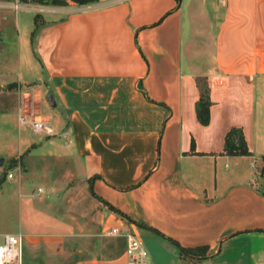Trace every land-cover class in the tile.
<instances>
[{
	"label": "crops",
	"instance_id": "1",
	"mask_svg": "<svg viewBox=\"0 0 264 264\" xmlns=\"http://www.w3.org/2000/svg\"><path fill=\"white\" fill-rule=\"evenodd\" d=\"M0 3L38 11L33 23L0 14V31L11 18L18 35L10 67L20 88L0 108L20 131L5 156L14 167L0 168V222L10 212L15 222L0 223V243L21 236L22 264H128L126 238L108 233L117 227L142 239L147 264H264V0ZM23 115L52 131L37 144L21 132ZM233 127L251 154L224 151Z\"/></svg>",
	"mask_w": 264,
	"mask_h": 264
},
{
	"label": "rangeland",
	"instance_id": "2",
	"mask_svg": "<svg viewBox=\"0 0 264 264\" xmlns=\"http://www.w3.org/2000/svg\"><path fill=\"white\" fill-rule=\"evenodd\" d=\"M68 1V4H71L73 1L71 0H66ZM60 2L63 1H58L57 3L54 2L53 0H49L47 3H44V5H62L60 4ZM43 4V3H40ZM4 10V11H3ZM7 12H12V14H17L18 16H20L22 23L23 20H32V23L35 19L36 16V11L33 10H27L24 9L23 5L19 4V8H13V9H8V8H0V14L2 16L6 15ZM44 13V12H43ZM45 14V13H44ZM5 17V16H4ZM6 18V17H5ZM9 19V18H8ZM13 22V19L10 18V20H8L6 23L7 27L5 32H3V30L0 31V108H4V110L7 111V107H10V105H13L15 103H17L18 99H19V94H20V88H19V84L17 81V76L15 75V73L18 71V69H13L11 68V64L16 61L18 54L16 53V51H14L15 49V45L14 41H18L17 39V33L15 32L13 25L9 22ZM37 20L38 23H41L43 20L42 18H40V16H37ZM10 25V26H9ZM22 29H23V33H24V24H22ZM25 52V50H24ZM34 62V61H33ZM31 63H29L28 61H23V63H21L20 65V70L21 72L24 74V78L27 81H35V77L37 75L35 70H32L31 68ZM3 84V85H1ZM44 112H46L45 110H43ZM15 119V120H14ZM24 135H31L32 137L36 138L37 144L40 143V140L38 139L40 136H42L44 133H36L35 131H33L32 126L30 124H26L22 131ZM16 134V136H15ZM20 135V131H19V126L17 123V117L14 118L13 116H6V118H3V115L0 114V159L3 158L4 159V163L3 165H0L1 170L3 171L4 169H9L14 167V163L16 162L15 159L13 158H9V157H5L8 155L7 151L8 150V145L9 142L13 141V136H15V139H18L16 137H19ZM34 152L38 153V154H44L47 151V146L46 145H42V146H37L34 145L33 147ZM47 162L42 161L39 162L36 169L37 170H43L45 167L44 165H46ZM54 170H55V166H51ZM46 171L50 172V169H46ZM11 180V179H9ZM2 179L0 177V185L2 183ZM11 182H13V179L11 180ZM37 186L42 184L46 187H49V182H48V178H45L44 176L37 178L36 180ZM11 183H6L7 186H9ZM75 186L77 185V182L74 181ZM69 189V188H68ZM66 189L64 190H59L56 191L55 197L58 198L59 200H65L66 199V194L65 192L68 190ZM74 189V188H73ZM74 195H76V193H74ZM85 200L86 203V207L87 210L86 212H88V210L92 211V209H89L91 206V201L87 198V197H82ZM1 228H5V229H13L14 225V219L12 216V213H9V217L6 218V222L3 224V222L1 221ZM203 253V251L201 249L199 250H195V251H191L188 253H186L187 255H196V254H200ZM128 257V255H127ZM129 260V258H128ZM195 264H201L200 261H195Z\"/></svg>",
	"mask_w": 264,
	"mask_h": 264
},
{
	"label": "built area",
	"instance_id": "3",
	"mask_svg": "<svg viewBox=\"0 0 264 264\" xmlns=\"http://www.w3.org/2000/svg\"><path fill=\"white\" fill-rule=\"evenodd\" d=\"M8 5L0 3V8L7 7ZM19 7L18 4L15 5ZM21 124H28L32 126L33 131L36 133L47 132L52 130L46 124V121L41 118L29 119L28 116L20 117ZM8 177H13L14 173L7 171ZM43 188L39 189L42 192ZM111 235H122L126 238V253L128 255V264H147L148 251L144 246L142 239L132 232H122L120 228L114 227L108 230ZM22 238L19 235L7 233L4 241L0 243V264H22Z\"/></svg>",
	"mask_w": 264,
	"mask_h": 264
},
{
	"label": "trees",
	"instance_id": "4",
	"mask_svg": "<svg viewBox=\"0 0 264 264\" xmlns=\"http://www.w3.org/2000/svg\"><path fill=\"white\" fill-rule=\"evenodd\" d=\"M23 1L38 2L44 4L47 3L49 0H23ZM53 1L56 3L58 1H63L60 2V4L68 5L67 3L68 1L66 0H53ZM71 1L79 5H86L98 0H71ZM37 24L39 25L38 20H37ZM199 83L201 87V97L197 102L198 118L203 124H206L210 120L211 99L209 96V87L206 85V83H202L201 81ZM224 151L232 155H245L252 153L248 146V141L246 139L243 128L233 127L228 131L226 135ZM199 249L201 248H182V251L188 253V251L191 252Z\"/></svg>",
	"mask_w": 264,
	"mask_h": 264
},
{
	"label": "water",
	"instance_id": "5",
	"mask_svg": "<svg viewBox=\"0 0 264 264\" xmlns=\"http://www.w3.org/2000/svg\"><path fill=\"white\" fill-rule=\"evenodd\" d=\"M3 163H4V159L1 158L0 159V165H3ZM6 176H7V171H4V177H6Z\"/></svg>",
	"mask_w": 264,
	"mask_h": 264
}]
</instances>
